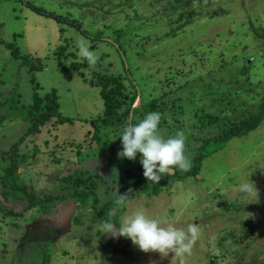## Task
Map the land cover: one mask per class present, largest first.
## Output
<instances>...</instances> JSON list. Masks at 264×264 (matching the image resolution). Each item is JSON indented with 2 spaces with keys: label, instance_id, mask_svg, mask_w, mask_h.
I'll return each mask as SVG.
<instances>
[{
  "label": "rangeland",
  "instance_id": "obj_1",
  "mask_svg": "<svg viewBox=\"0 0 264 264\" xmlns=\"http://www.w3.org/2000/svg\"><path fill=\"white\" fill-rule=\"evenodd\" d=\"M128 1L133 8H118L121 0H0V168L29 127L25 108L35 92L44 99L53 90L60 116L72 120L58 123L53 116L17 146V156L24 157L17 182L33 196L19 192L21 204L15 200L0 209V264H180L172 253H145L123 237L113 248L106 245L97 223L104 217L118 227L138 208L163 224L198 226L184 264H264V120L247 136L220 148L210 144L195 178L168 181L156 195L132 187L126 192L130 199L110 215L117 207L113 189L126 184L120 177L141 165L139 156H117L123 125L159 112L160 134L182 131L190 159L203 139L257 112L264 97V0H175L169 17L154 16V0ZM65 17L81 28L69 26ZM81 38L93 45L94 65L77 55ZM60 46H67L62 55ZM15 48L40 69L20 65L11 55ZM68 52L85 63L84 79L75 72L70 80L63 76L61 65L72 60L65 58ZM95 73L126 75L139 91L124 121L96 130L86 122L104 111ZM74 171L94 177L97 209L93 196L81 202L62 187V177ZM174 171L184 170L169 174ZM242 183L252 190L241 191ZM31 200L44 204L47 215L57 203L73 201L68 229L33 227L45 213L37 206L25 210L23 203ZM103 205L108 211L102 207L99 214Z\"/></svg>",
  "mask_w": 264,
  "mask_h": 264
},
{
  "label": "trees",
  "instance_id": "obj_2",
  "mask_svg": "<svg viewBox=\"0 0 264 264\" xmlns=\"http://www.w3.org/2000/svg\"><path fill=\"white\" fill-rule=\"evenodd\" d=\"M188 1V0H187ZM127 0H121L119 3L120 5L118 8L128 5L129 7L133 8V3ZM130 4V5H129ZM153 4L155 8L154 10V16H156L158 13H164L165 17L173 16L172 11L175 10L177 7V2L175 0H154ZM33 10L39 12V13H45L43 10L32 7ZM174 9V10H173ZM170 10V15H166L167 11ZM139 10H136V13H139ZM53 18L61 19L64 17H60L58 15H54L53 13H45ZM66 23L69 26H74L77 29H80L81 27L79 25H75V21L68 19L65 17ZM179 30L182 29V26L177 27ZM257 36L258 33L256 32ZM175 35V34H174ZM147 43H143L145 45ZM9 48L13 47V44L9 43L7 44ZM90 48H93V45L90 46ZM66 47H59L58 52L60 55L66 52ZM11 55L14 57V59H20L21 64L23 66H28L29 71H33L37 68L40 69L39 62L35 59L30 58L28 55L21 56L18 53V50L15 48L12 50ZM65 58H71L69 65H61V71L63 76L67 79H71V72L77 73L79 76L85 78L84 74L80 71V68L85 66V63H79L77 60H75L76 55L74 52H68L65 56ZM196 63V62H195ZM97 75V81L96 84L99 85V94L103 100L104 105V111L103 115L96 117L93 120H86V122L89 123H95L94 124V130L99 129L100 127L104 128L106 126H112L116 123L122 122L129 116V113L131 112L132 105L137 100L139 96L138 89L135 88L134 81L131 79H126V75H122L121 73L114 74V75H108L103 74L102 76H98V73H95ZM127 80V83L124 81ZM33 83V80H31ZM36 87H34L35 89ZM52 93L49 95H46L44 99L40 98L39 95L35 92L33 94L32 103L25 108L26 112V119L29 121V127L25 134L20 138L19 141H17L13 147V151L11 156L4 157V160L6 164L0 168L1 174H0V196L3 198L6 204L13 203L15 200L19 201L21 204L22 197L18 196L17 193L22 192L26 197L31 198V195L26 187L24 185H21L17 182V175H16V169L17 167L23 162L24 157L23 156H17L16 150L17 146L20 144V142L26 137L28 134L33 133H39L41 130V127L44 125L45 122H47L50 118L53 116H56L58 123H70L72 120L69 118H64L60 116V113L57 111L59 108V104L57 102V97L54 93V91H51ZM171 91L168 90L165 92L166 94L170 93ZM155 105L152 103L150 108L153 109ZM12 108V105L10 106V109ZM55 110V111H54ZM5 117L1 116V119H4ZM9 120H13L12 117L8 118ZM264 120V97L261 99L260 103L258 104V110L254 114H249L246 118L242 119L240 122H236L231 124L228 128H225L224 130L217 133L214 137H206L203 139L200 144L195 149V154L189 159L190 160V167L188 170H184L181 174H178L177 171H174V174H166L164 175L159 182H153L148 181L143 176V169L142 166H138L135 169L127 170L122 177H120V181L123 183H126L125 186L118 187V192H114L113 189V195L111 196V199L115 202L116 195H123L126 194V192L130 188L139 189L138 191H144L148 192L147 194H158L160 191V188L168 181H176L181 180L186 177H193L198 176L201 171V162L210 154L211 150H209L207 147L210 144L217 145L218 148H220L222 145H224L225 142H227L231 138H239L247 136L249 133L256 130V128L259 126V124ZM96 135V132L95 134ZM217 149V148H216ZM75 173H70L67 176L62 177V187L68 192V196L73 198H78L81 202H85L87 198L90 196H93V208L97 209V198L94 195V191L92 190V187L95 185L93 183V176L87 175L84 176L80 171H74ZM137 172L139 173L137 175ZM150 192V193H149ZM23 205H26L24 207L25 210H28L34 206H37L39 210L42 213H46V209L44 204L39 202H34L31 200L30 202L27 201V203H23ZM2 207V204L0 203V209ZM7 207V206H6ZM102 207H104L105 210L108 211V207L106 205H103L98 208V213L101 214ZM5 208V206H4ZM11 214H15L13 209L10 207L8 209ZM112 211V210H111ZM44 215V214H43ZM103 219H105L103 217Z\"/></svg>",
  "mask_w": 264,
  "mask_h": 264
},
{
  "label": "clouds",
  "instance_id": "obj_3",
  "mask_svg": "<svg viewBox=\"0 0 264 264\" xmlns=\"http://www.w3.org/2000/svg\"><path fill=\"white\" fill-rule=\"evenodd\" d=\"M77 55L94 65L97 55L89 48L86 40L77 41ZM161 114L149 112L137 123L123 125L117 134L121 142L118 158L133 160L139 156V163L143 169V176L148 181L159 182L160 179L174 168L188 170L190 160L185 156V135L177 130L174 135L163 137L159 132ZM252 185L242 183L240 190L249 192ZM115 204L110 215H115L119 206L124 205L130 198L127 194L116 195ZM114 226L111 221L103 219L97 223L99 233H107L112 238L123 237L131 241L142 252H156L162 257L172 253L184 264V257L191 255L199 229L190 223L186 228L177 227L175 223L163 224L160 220L149 216L143 209H136L123 217Z\"/></svg>",
  "mask_w": 264,
  "mask_h": 264
},
{
  "label": "flooded vegetation",
  "instance_id": "obj_4",
  "mask_svg": "<svg viewBox=\"0 0 264 264\" xmlns=\"http://www.w3.org/2000/svg\"><path fill=\"white\" fill-rule=\"evenodd\" d=\"M70 201H68L69 203ZM69 205V204H68ZM68 205L64 204H56L52 207V211L44 215H40L41 217L35 222V225L33 227H38L41 226L42 228L46 229H51L54 230L55 232L61 231V227L63 225V215L65 212H67ZM107 237H111L110 235L103 233V239L106 245L110 246L113 248L116 244L118 243V237L116 238H111L110 240L106 239Z\"/></svg>",
  "mask_w": 264,
  "mask_h": 264
},
{
  "label": "water",
  "instance_id": "obj_5",
  "mask_svg": "<svg viewBox=\"0 0 264 264\" xmlns=\"http://www.w3.org/2000/svg\"><path fill=\"white\" fill-rule=\"evenodd\" d=\"M0 203L5 204V201L3 200V198L0 196ZM73 206H74V202L73 201H70L69 202V207L66 208L67 209V212L64 213L63 215V218H62V221H63V225L61 227V230L63 229H68V225H69V218L71 216V213H72V209H73ZM112 237H107L106 236V239L110 240Z\"/></svg>",
  "mask_w": 264,
  "mask_h": 264
}]
</instances>
